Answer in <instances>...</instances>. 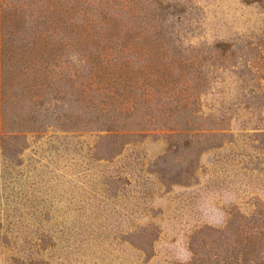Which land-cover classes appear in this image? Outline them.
Segmentation results:
<instances>
[{"label":"rangeland","instance_id":"obj_1","mask_svg":"<svg viewBox=\"0 0 264 264\" xmlns=\"http://www.w3.org/2000/svg\"><path fill=\"white\" fill-rule=\"evenodd\" d=\"M0 264H264V0H0Z\"/></svg>","mask_w":264,"mask_h":264}]
</instances>
